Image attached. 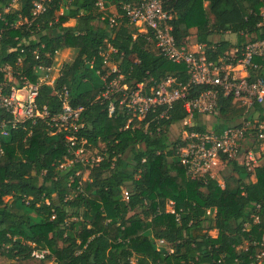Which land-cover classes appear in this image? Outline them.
I'll return each mask as SVG.
<instances>
[{
	"label": "trees",
	"instance_id": "trees-1",
	"mask_svg": "<svg viewBox=\"0 0 264 264\" xmlns=\"http://www.w3.org/2000/svg\"><path fill=\"white\" fill-rule=\"evenodd\" d=\"M13 1L0 0V85L6 82L2 70L6 65L14 70L15 78L20 74L36 82L31 52L40 45L45 47L40 53H50L51 59L55 51L74 50L75 59L62 67L55 88L39 87L36 104L50 116L59 114L61 103L55 93L66 87L72 106L83 108L77 139L87 149L102 145L103 159L93 167L72 164L60 169L70 157L63 134L52 135L41 121L27 122L10 130L8 137H0L4 152L0 159V264H131L132 259L135 264H233L235 260L248 264L252 248L247 252L236 248L261 238L264 159L251 173L229 161L228 172L220 175L222 186L209 177L189 181L177 156L185 141L168 137L171 126L186 119L182 102L169 111L168 119L150 121L145 131V122L152 116L142 123L133 120L125 129L129 116L118 108V95L110 100L100 97L101 78L107 69L99 49L107 45L116 51L111 60L129 83L152 81L149 85L154 86L166 77L182 85L189 82L185 66L158 55L154 44L143 36L133 38L135 31L125 18L116 19L118 25L110 27L109 18L104 17L106 10L114 7L121 15L120 5L130 0H71L61 16L57 13L67 0H45L46 11L35 20L31 17L33 4L43 0H16L18 8L4 13ZM162 3L171 16L176 43L190 44L193 38L194 44L204 46L209 62L216 63L237 49L235 62L248 42L264 40L260 16L264 0ZM70 20L74 25L65 27ZM225 34L235 35V43L211 40ZM51 59L44 58L45 63L50 64ZM254 62L261 66L258 75L264 78V59ZM205 90L204 86H191L186 99L197 98ZM110 102L115 107L111 117L107 112ZM236 106L229 97L219 99L220 116L211 128L214 133L220 134L240 116L244 109ZM262 112V107L254 106L251 118ZM4 116L0 111V118ZM157 127H161L159 133ZM185 130L208 131L195 125ZM169 202H173L179 222L165 212ZM207 210L216 212L208 216ZM257 212L260 224L254 225L251 215ZM210 231H217L215 238Z\"/></svg>",
	"mask_w": 264,
	"mask_h": 264
},
{
	"label": "built area",
	"instance_id": "built-area-1",
	"mask_svg": "<svg viewBox=\"0 0 264 264\" xmlns=\"http://www.w3.org/2000/svg\"><path fill=\"white\" fill-rule=\"evenodd\" d=\"M45 0L33 4L31 11L32 20L42 15L46 11ZM14 3L5 9L8 13L14 9ZM71 0H67L66 6L58 11V16L69 7ZM99 10H103L101 2L97 4ZM121 15L130 26H133L138 35L143 36L147 42L154 44L158 55L173 64L184 65L189 75V82L182 85L173 77H166L156 85H149L150 82H127L116 63L112 62L111 55L116 51L109 45L99 49V56L103 59V68H106V75L101 78L103 89L100 97L110 100L116 95L118 98V108L123 110L129 120L125 126L127 129L136 120L140 123L146 121L150 116L152 119L145 122L143 130H147V125L154 119H168L169 111L176 103L182 102V107L186 113V121H193L195 115H210L218 109L219 99L231 98L233 105L243 108L244 117L239 124L229 125L220 134L213 131L204 133L191 132L185 135L181 141L185 144L177 151V156L181 166L185 171V176L189 181H204L206 178L214 179V171L229 161H235L239 166L245 168L247 172H253L260 166L264 159V78L258 75L261 66L254 62V59H264V40L248 42L240 51V57L234 62L237 49L226 53L216 63L207 61L204 54V46L198 44H177L172 35L170 25L171 16L164 10L162 0H130L119 7ZM260 16L264 22V9L260 10ZM22 21V20H20ZM57 20L55 19V22ZM26 23V20H24ZM21 24V23H19ZM51 25V23L49 24ZM110 27L118 25L116 19H109ZM136 35V36H138ZM135 35L133 38L136 37ZM44 49V45L34 49L31 57L36 61L33 67V74L37 76L36 82H30L25 76L19 75V84L14 86V70L6 65L3 67L6 82L0 85V111L5 116L0 118V137L9 136L10 130L23 127L25 123L35 124L38 121L44 122L51 134L62 133L65 147L69 159L59 166L64 169L72 164H80L83 167L97 166L103 156L90 155L84 141H79L76 133L82 124L79 123L82 107H73L70 94L66 87L56 90V96L61 103V112L50 116L46 109H39L36 104L39 87L46 85L55 88L60 71H53L52 64H46L45 59L50 60V53H40L39 49ZM58 51L54 52V55ZM136 62V60L134 61ZM118 73V75H117ZM111 75H116L111 77ZM204 86L203 91L197 98L186 99L189 95V88ZM9 88L8 93L4 92ZM254 106L263 109L262 114L251 118ZM114 104L110 102L107 107L108 116L114 112ZM138 124L136 127L139 128ZM161 127L156 128L159 133ZM4 152L0 145V159ZM253 178V177H252ZM124 199L128 198V193H123ZM259 210V206L256 207ZM166 213L174 215L176 222H179V215L175 212L173 202L166 206ZM214 211L207 210L206 215H214ZM254 225L260 224V216L257 213L251 215ZM247 228V225L244 226ZM214 231H210L209 235ZM261 238L244 242L246 247L240 246L236 249L244 252L252 248L248 256V264H264V227L260 229ZM162 244V241L159 242ZM36 257L41 254L34 253ZM242 260H235L233 264H242Z\"/></svg>",
	"mask_w": 264,
	"mask_h": 264
},
{
	"label": "rangeland",
	"instance_id": "rangeland-1",
	"mask_svg": "<svg viewBox=\"0 0 264 264\" xmlns=\"http://www.w3.org/2000/svg\"><path fill=\"white\" fill-rule=\"evenodd\" d=\"M19 4V3H18ZM18 4L17 3H14V8H18ZM104 17H108L109 19H118V12L117 10L114 8V7H110L109 9L106 10V13L104 15ZM103 21V18L101 19V22ZM75 21L74 20H70L68 21L67 23L64 24L65 27H72L74 25ZM97 25H101L99 23H96ZM133 28V26H131ZM134 29V28H133ZM135 31V29H134ZM191 34L193 35L194 34V30H191L190 31ZM134 35H138V33L135 31ZM133 35V36H134ZM33 39H36L37 36H33L32 37ZM219 39H225L227 41H230L231 43H235V40H236V37L235 35H232V34H225L224 36H222L221 38L219 36H212L211 37V40L212 41H218ZM189 43L190 44H194V39L191 38L189 39ZM75 56H76V52L74 50H71V49H65V50H61V51H58L57 54H55L52 59H51V63L52 66H53V71L54 73H52L51 75L55 74L56 71H60V69H62V67L66 64H71L74 59H75ZM14 73V71L12 72ZM14 75V74H13ZM17 75V74H15ZM19 77V75H18ZM19 78H13L12 80V84L14 86L18 85L19 84ZM236 108L238 109V107L236 106ZM219 111H215L213 112L212 114L210 115H204V116H199L197 118V120L195 122L193 121H184L182 123H179V124H175L173 126H171L170 130H169V133H168V137L171 141H177V140H182L185 138V135L188 134V132L185 130V127H189V126H197V127H205V129L209 130V131H212L211 130V125H214L215 122H217V119H219L218 117L220 116ZM242 114V115H241ZM240 114V116H235L233 118V120L231 122H229V125H236V124H239L243 117H244V114L243 112ZM102 149H103V146L102 145H99L98 148H95L93 150H90L88 153L90 155H99V156H102ZM129 155H126L125 156V160L128 161L130 158ZM263 162V161H262ZM262 162L260 163V165H262ZM228 168H226L225 165H221L219 166L216 171H214L213 175L215 177L216 180H219L220 183H223L222 180L220 179V175H222L223 173H227L228 172ZM84 179L87 177V173H85V175L83 176ZM253 177V178H252ZM252 179H254V176L252 175L250 177V180L252 181ZM255 180V179H254ZM223 185V184H222ZM211 237L212 238H215L216 235H217V231H214L211 233ZM242 249H244L246 247V245H244V243L240 246ZM131 264H135V260L132 259L131 260Z\"/></svg>",
	"mask_w": 264,
	"mask_h": 264
},
{
	"label": "crops",
	"instance_id": "crops-1",
	"mask_svg": "<svg viewBox=\"0 0 264 264\" xmlns=\"http://www.w3.org/2000/svg\"><path fill=\"white\" fill-rule=\"evenodd\" d=\"M212 126H213V125H211V128H212ZM262 163H263V162H262ZM252 181L254 182L255 180H254V179H252ZM218 182H219V180H218ZM219 183H220V182H219ZM220 184H221V186H222V183H220Z\"/></svg>",
	"mask_w": 264,
	"mask_h": 264
}]
</instances>
